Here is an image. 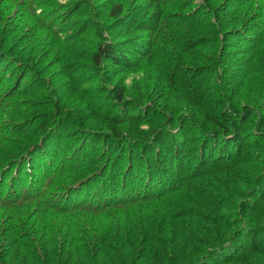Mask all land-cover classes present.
I'll return each mask as SVG.
<instances>
[{
    "label": "trees",
    "instance_id": "trees-1",
    "mask_svg": "<svg viewBox=\"0 0 264 264\" xmlns=\"http://www.w3.org/2000/svg\"><path fill=\"white\" fill-rule=\"evenodd\" d=\"M0 264H264V0H0Z\"/></svg>",
    "mask_w": 264,
    "mask_h": 264
}]
</instances>
